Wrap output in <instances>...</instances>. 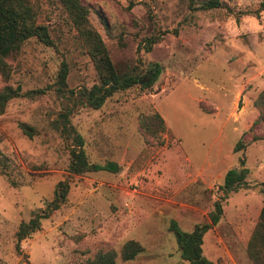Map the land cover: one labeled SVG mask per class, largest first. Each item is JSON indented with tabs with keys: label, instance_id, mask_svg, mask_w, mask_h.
<instances>
[{
	"label": "rangeland",
	"instance_id": "374dc122",
	"mask_svg": "<svg viewBox=\"0 0 264 264\" xmlns=\"http://www.w3.org/2000/svg\"><path fill=\"white\" fill-rule=\"evenodd\" d=\"M80 1L116 68L136 69L142 81L69 116L89 161L115 162L118 171L68 169L69 147L52 125L69 102L55 90L57 71L65 61L68 90L97 76L60 2L39 0L38 22L53 45L27 40L8 83L44 92L10 99L0 114V264H85L129 239L143 251L116 264H188L170 220L191 231L210 221L217 200L222 215L203 236V254L214 264H264V251L255 259L248 246L264 200V127L253 124L264 89V0H221L213 10H192L188 0ZM150 36L158 39L146 50ZM155 63L159 75L142 87ZM241 159L247 185L225 198L224 175ZM58 182L65 199L17 250L19 224L46 207Z\"/></svg>",
	"mask_w": 264,
	"mask_h": 264
},
{
	"label": "trees",
	"instance_id": "16d2710c",
	"mask_svg": "<svg viewBox=\"0 0 264 264\" xmlns=\"http://www.w3.org/2000/svg\"><path fill=\"white\" fill-rule=\"evenodd\" d=\"M65 9L72 27L77 32L81 44L84 45L96 71L97 81L91 86H81L77 90H68L66 85L68 75V65L61 61L57 71L55 90L65 94L69 99L68 105L59 112L52 122L53 127L59 132L69 147L70 162L68 169L73 174H82L92 171L117 172L118 165L115 162L94 163L89 161L84 150V138L72 125L69 116L74 106L81 104L93 109L100 108L105 100L114 93L128 89L140 82V74L136 69L119 71L109 52L101 34L90 22L91 8L83 4L80 0H58ZM192 10H213L223 7L221 0H188ZM133 0H128L127 8H131ZM40 13L39 0H0V79L4 82L0 86V114L4 112L8 101L21 95H32L43 93L44 89L31 90L25 93L20 92V87L9 84L11 77L10 61L20 54L24 44L30 38H35L41 43L52 46L53 41L47 27L38 22ZM249 14V12H246ZM101 22L108 26L105 18L97 11ZM257 15V14H255ZM258 16V15H257ZM157 36L147 38L145 49L149 50L152 44L157 41ZM149 80L142 84V87H150L159 75L160 66L155 63L148 66ZM258 115L253 124L261 123L264 127V89L261 90L255 100ZM25 134L32 136V128L22 124ZM244 147L242 140H239L234 150L238 151ZM248 169L244 166V159H241V167L231 168L224 175L223 197H227L230 192L237 191L241 187H246V177ZM261 191L264 194V182L261 184ZM67 185L65 182H58L53 199L45 208L34 212L28 221L19 224L16 231V249L20 242L30 236L41 226V219L49 217V214L58 208V203L65 199ZM222 215L221 201L214 203V210L210 211V221L196 224L191 231L180 228L177 221L172 219L169 223V230L173 233L181 258L188 264H214L212 260L203 254V236L207 230L217 224ZM249 252L253 258H259L264 251V200L260 210L258 222L251 234L249 241ZM143 246L136 240L129 239L117 252L114 249L98 252L92 259H88L85 264H116V258L120 257L127 261L133 259L143 251Z\"/></svg>",
	"mask_w": 264,
	"mask_h": 264
},
{
	"label": "water",
	"instance_id": "95a60500",
	"mask_svg": "<svg viewBox=\"0 0 264 264\" xmlns=\"http://www.w3.org/2000/svg\"><path fill=\"white\" fill-rule=\"evenodd\" d=\"M140 82H142V81H140Z\"/></svg>",
	"mask_w": 264,
	"mask_h": 264
}]
</instances>
